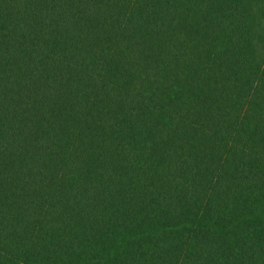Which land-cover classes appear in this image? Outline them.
Here are the masks:
<instances>
[{"label": "trees", "instance_id": "trees-1", "mask_svg": "<svg viewBox=\"0 0 264 264\" xmlns=\"http://www.w3.org/2000/svg\"><path fill=\"white\" fill-rule=\"evenodd\" d=\"M0 264H264V0H0Z\"/></svg>", "mask_w": 264, "mask_h": 264}, {"label": "rangeland", "instance_id": "rangeland-1", "mask_svg": "<svg viewBox=\"0 0 264 264\" xmlns=\"http://www.w3.org/2000/svg\"><path fill=\"white\" fill-rule=\"evenodd\" d=\"M262 50V49H261ZM263 51V50H262Z\"/></svg>", "mask_w": 264, "mask_h": 264}]
</instances>
